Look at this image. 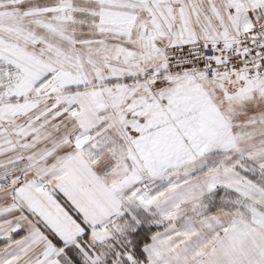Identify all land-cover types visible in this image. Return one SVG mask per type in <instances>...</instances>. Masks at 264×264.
<instances>
[{
    "label": "snow or ice",
    "instance_id": "snow-or-ice-1",
    "mask_svg": "<svg viewBox=\"0 0 264 264\" xmlns=\"http://www.w3.org/2000/svg\"><path fill=\"white\" fill-rule=\"evenodd\" d=\"M0 264H264V0H0Z\"/></svg>",
    "mask_w": 264,
    "mask_h": 264
}]
</instances>
